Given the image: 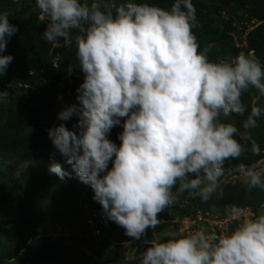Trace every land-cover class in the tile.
<instances>
[{"label":"clouds","instance_id":"clouds-1","mask_svg":"<svg viewBox=\"0 0 264 264\" xmlns=\"http://www.w3.org/2000/svg\"><path fill=\"white\" fill-rule=\"evenodd\" d=\"M35 6L47 18L41 38L53 47L61 40L63 47L75 46L77 63L68 64L65 76L73 67L83 74L76 102L57 112L61 123L49 127L47 136L91 188L105 218L138 240L159 219L166 221L157 214L178 194L206 201L216 193L225 161L245 151L231 118L243 117L241 128L248 132L264 116V65L247 54L209 59L192 31V0H171L168 8L125 0L114 11L102 10L99 0H35ZM8 18L0 11V52L17 32ZM11 60L10 54L0 55V76ZM18 87L7 83L0 90V109L9 94L38 93L41 86ZM250 89L255 94L245 105L241 97ZM73 116L75 123L66 127ZM117 125L119 145L108 138ZM249 140L258 158L227 171L247 189L264 191V154ZM48 170L61 180L68 175L56 162ZM245 206L223 216L198 208L193 219L175 217L187 216L203 229L145 240L149 246L139 251L136 264H264V203L256 210ZM249 209L254 214L244 215Z\"/></svg>","mask_w":264,"mask_h":264},{"label":"trees","instance_id":"trees-1","mask_svg":"<svg viewBox=\"0 0 264 264\" xmlns=\"http://www.w3.org/2000/svg\"><path fill=\"white\" fill-rule=\"evenodd\" d=\"M232 1L192 0L196 17L192 31L199 48L201 50L206 49L207 56L211 60L232 58L240 50L246 49L245 47H236L235 40L229 41L228 36L236 30H244L247 24L252 23V18H255L256 24L253 29L248 31L249 45L246 53L249 49H253L257 54L263 51L264 10L250 12L248 8H244L239 12L234 5H230ZM86 2H91V0H86ZM124 2L125 0H99L102 10L112 11H114L115 6ZM135 2H140V0H135ZM147 2L163 8H168L171 4V0H147ZM0 11H7L9 23L17 27V32L7 39L4 52H0V55L10 54L12 56L4 75L0 76V90L5 91L7 83H21L22 88L18 87V90L37 91L36 86H41L38 93L17 94L14 98L9 94V101L4 103L5 106L0 109L1 169L5 163L7 165V162L11 163L14 160L23 162L41 159L46 156L48 151L57 153L47 136V129L54 124L61 123L57 119L59 110L76 102L75 90L82 82L83 74L78 67H73L71 75L65 76L68 64L77 63L75 46L63 47L61 40L59 46L53 47L41 38V33L47 24V18L41 17L35 6V0H0ZM245 12H248L249 15L245 16ZM224 13H227V17L229 14L230 17L226 18ZM211 43H215V45L210 46ZM30 71L32 72L29 73ZM57 82H61V84L57 85ZM23 85L25 86L23 87ZM64 99L66 100L64 101ZM241 99L247 105L250 97L242 94ZM123 119L121 118V121ZM75 120L76 117L73 116L69 121L64 122L65 126L72 127ZM121 130L122 127L117 125L113 126L108 133V138L117 145L120 143L118 134ZM258 133L261 134V131L258 130ZM256 144L261 151L264 150V138H258ZM246 153L239 163L248 164L258 158L252 153ZM261 154L264 153L261 152ZM236 164L237 162L230 168L225 167V174L228 173V169L235 167ZM110 165L111 162L108 166ZM5 179L8 184L2 185L0 183V185L4 187L5 192L10 191L14 194L10 196L9 207L21 213L29 211L31 216L23 238L21 236L14 239L13 232L0 223V264H6L13 257V247L21 248L26 244L29 247L26 255H28V259H32L33 250L31 248L34 247V239L40 238L50 242L49 237H47L48 231L44 225L43 211L48 206H54L56 201L63 208L68 202L75 203L77 200L87 202L88 210L82 218V230L83 236L89 238L93 243L100 245L106 241L104 237L112 233L111 226L104 220L105 216L101 211V206L92 199V191L83 188V183L75 173L68 172L63 180L54 173L42 175L27 172L20 177L11 175L9 179L0 173V182L6 181ZM16 195H22V199L19 200ZM181 197H183L182 202L173 203L163 213L159 212L157 217L162 215L170 221L178 216L182 218L185 214L191 215L193 219L197 209L201 208L198 196L191 197L188 194L184 196L181 194ZM234 198L235 196H229L219 202L217 212L213 211V207L208 208V211L212 215L213 213H217V216L226 215L233 208L231 207L233 202L230 201ZM4 200L6 199L2 201ZM186 200L187 203H185ZM227 207L229 208L226 209ZM239 207L241 206L235 208L238 209ZM88 219L92 222H89ZM200 223L206 226L204 221H200ZM193 226L195 225L193 224ZM93 230H97L99 234H95ZM146 237H150L147 232L144 234L145 240ZM73 238L79 239L78 236ZM127 239L129 243H134L132 242L133 238L128 237ZM41 244L43 242H39L37 246H41ZM135 250L138 255L140 248ZM116 253L117 251H113L111 255L114 257Z\"/></svg>","mask_w":264,"mask_h":264},{"label":"rangeland","instance_id":"rangeland-1","mask_svg":"<svg viewBox=\"0 0 264 264\" xmlns=\"http://www.w3.org/2000/svg\"><path fill=\"white\" fill-rule=\"evenodd\" d=\"M231 4L234 5L235 9L239 12L244 10V8H248L250 12L264 10V0H233L230 5ZM224 14L226 18L230 17L229 14L228 17L227 13ZM244 15L247 16L249 13L245 12ZM255 24L256 21L253 18L252 23L247 24L246 30H236L228 36V40H235L236 47H245L248 49V31L253 29ZM213 45H215V43L210 44V46ZM262 50L263 51L258 54L256 52H254V54H250V52L246 53V50L239 51L238 54L255 56L261 64L264 65V45L262 46ZM253 94H255L254 89H250L248 92L243 93L244 96L249 97ZM261 105L264 106V100L261 101ZM231 119L235 123L239 132L236 139L243 145L245 151L241 154L238 160L225 161L224 167L228 168L232 167L236 162H241L244 158L243 155L247 154L246 152L252 153V145L249 140V136L255 141V143L258 141V138H264V116L258 120V126L248 132H245L241 128V120L243 117L233 116ZM258 130L261 131V134L258 133ZM261 152L264 153V150ZM53 162L59 163L62 169H64L67 173H74L71 165L65 163L64 158L58 152L55 154L50 151H48L46 156L41 159L27 160L23 162L16 160L11 163L7 162V165L5 163L0 169V173L8 179L11 175L20 177L27 172L42 175L50 174L51 172H49L48 166ZM42 163L44 164L41 165ZM108 167H111V165ZM0 183H2V185L8 184L7 180L1 181ZM2 185H0V202L3 199L6 200L2 201L0 204V223L7 226L10 231L13 232L14 239L21 236L23 238L25 236L24 233L28 229V221L30 219L31 212L26 211L25 213H21L17 212L14 208L9 207L8 202L10 201V196L14 194L10 191L5 192ZM83 188L88 191H92L91 188L84 183ZM238 193L240 194L236 197ZM181 194L184 196L187 193L178 194L174 203L182 202L181 200L183 197H181ZM16 196L19 200L22 199V195ZM229 196H235V198L230 201L233 202L231 207H238L246 204L247 206L245 207L256 210L261 203H264V191L258 189L249 190L240 183L238 177L234 174L229 175V173H227L224 177H222V183L220 184L217 192L214 193L208 200L204 201L198 197L200 200L199 206L202 210L206 209L205 211H208V208L213 207V211L217 212L219 202ZM185 203H187V200ZM228 208L229 207L226 209ZM86 210H88L87 202L80 200L75 201V203L68 202L65 208L58 204V201H56L54 206H48L43 213L44 225L48 231L47 237H49L50 242H47V240L43 241L40 238L34 239V247L31 248L33 250V255H31L32 259H28V255H26L29 250V247L26 246V244H24L25 246L21 248L13 247V257L10 258L6 264H136V257L138 255L136 254L135 249H141L143 247L145 241L144 235L138 240L133 239L132 242L134 243L130 242V244L127 239L128 236L125 235L124 229L105 218V222L112 228V233L107 237H104L106 238V241L97 245L89 238L83 236L82 218L83 215H85ZM164 210H162L161 213H163ZM169 211H167L168 214ZM254 212L255 211H250L249 209L246 214H254ZM207 214L209 215V212H207ZM159 220L160 223L156 225L155 228L145 230V232H147L150 236L148 238L146 237V240L160 239L174 234L189 233L193 230L203 229V226L198 224L193 226L194 221H191L187 216L183 219L177 220L173 219L168 221L166 219L165 222H161V219ZM208 220L212 224H215V221L211 218ZM216 229L218 228L207 227L205 231H215ZM226 231L227 227L223 226L222 232ZM74 236H78L79 239L75 240V238H73ZM39 242H43V244H41V246H37ZM113 251H117L114 257L111 255V252Z\"/></svg>","mask_w":264,"mask_h":264},{"label":"water","instance_id":"water-1","mask_svg":"<svg viewBox=\"0 0 264 264\" xmlns=\"http://www.w3.org/2000/svg\"><path fill=\"white\" fill-rule=\"evenodd\" d=\"M148 246H149V245L145 243V245H144L143 248L140 250V252H143L144 249H145L146 247H148ZM140 252H139V253H140ZM138 255H139V254H138Z\"/></svg>","mask_w":264,"mask_h":264},{"label":"built area","instance_id":"built-area-1","mask_svg":"<svg viewBox=\"0 0 264 264\" xmlns=\"http://www.w3.org/2000/svg\"><path fill=\"white\" fill-rule=\"evenodd\" d=\"M243 213H244V212H243ZM243 213H242V214H243ZM251 214H252V213H251ZM244 215H250V214H246V213H244Z\"/></svg>","mask_w":264,"mask_h":264}]
</instances>
